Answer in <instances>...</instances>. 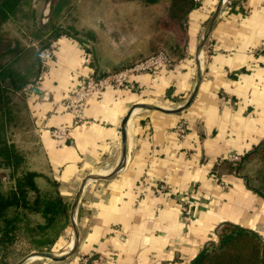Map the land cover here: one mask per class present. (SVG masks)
I'll list each match as a JSON object with an SVG mask.
<instances>
[{
	"label": "crops",
	"instance_id": "1",
	"mask_svg": "<svg viewBox=\"0 0 264 264\" xmlns=\"http://www.w3.org/2000/svg\"><path fill=\"white\" fill-rule=\"evenodd\" d=\"M218 2L194 1L175 30L157 25V13L145 24L138 8L127 31L119 21L123 8L109 6L90 22L94 35L87 44L71 35L56 37L44 81L23 92L10 125L24 124L26 150L39 159L36 170L58 181L64 199L75 196L87 175H108L117 166L121 122L134 104L179 107L195 86L198 62L201 81L178 113L132 111L124 166L82 190L73 257L23 264H83L82 255L89 257L86 264H189L217 243V228L225 222L264 241V198L257 192L264 174V0H224L197 59ZM167 45L184 49L173 55L174 66L133 72L129 85L94 92L85 120L77 121L66 98L85 75L125 69ZM19 117L25 121L18 124ZM232 154L241 157L236 167L227 160ZM184 200L189 215L182 212Z\"/></svg>",
	"mask_w": 264,
	"mask_h": 264
},
{
	"label": "trees",
	"instance_id": "2",
	"mask_svg": "<svg viewBox=\"0 0 264 264\" xmlns=\"http://www.w3.org/2000/svg\"><path fill=\"white\" fill-rule=\"evenodd\" d=\"M47 1L51 7L54 1ZM173 3L180 6L173 14L184 15L194 1L172 0V7ZM26 4L27 0H0V248L12 241L20 222L26 223L27 231L44 232L55 223L60 224L61 229L69 220V205L62 198L58 181L28 168L25 152L7 135L17 106L14 98L40 72L38 52H33V58L24 71L20 69L18 61L25 48L20 41L7 37L2 29ZM59 11L60 6H57L55 12ZM59 35L69 36L67 32L55 29L54 38ZM35 36L39 38V33ZM94 74L102 76L105 73ZM42 177L51 184L54 192L43 193L38 186V179ZM7 180L11 185L5 189ZM257 192L264 198V177ZM32 214H41L44 222L32 223L29 217ZM189 264H264V241L252 230L225 222L217 228V243L203 248Z\"/></svg>",
	"mask_w": 264,
	"mask_h": 264
},
{
	"label": "rangeland",
	"instance_id": "3",
	"mask_svg": "<svg viewBox=\"0 0 264 264\" xmlns=\"http://www.w3.org/2000/svg\"><path fill=\"white\" fill-rule=\"evenodd\" d=\"M53 1L54 2L50 7V2L47 0H27V4L21 6V11L17 14V16L13 20L7 21L2 27L3 32L7 37L12 40L20 41L21 45L25 48L20 60L18 61L19 67L23 71L27 68L29 62L33 58V52H39L54 39L53 32L55 29L67 32L69 35L74 36L83 43L86 42L87 44V42H90L94 35L93 30L88 28L90 27V22L93 24V18L100 16V11L110 8L109 6H119L120 8H123V10H120V14H118L120 16L119 21L124 24V29L127 31H131L127 25L131 23L132 15L137 13L138 8H140L139 20L145 24L153 18L154 13H157V25L159 22H162V24L167 28H171L173 25L177 28L179 24H183L185 21L184 15L178 13L176 15L173 14V11L179 10L178 7L180 6H178L179 3L177 6L173 3L172 7V0H158V3H155L154 5H147L145 0H108L107 2H101V0ZM48 3L49 8H47ZM57 6H60V11L58 13L55 12ZM149 6V10H147V7ZM90 11H93V13L90 14ZM37 33H39V38L35 36ZM172 35L174 36V34ZM88 47L89 48L87 49L90 50V46ZM183 50L182 48L179 49L174 45L171 47L167 45L166 47L156 50L149 55L159 51H164L175 62L177 58H174L173 55L177 53L179 54L178 56H182ZM22 94L23 92L21 91L14 98L17 106L21 104L20 98ZM17 120L18 124L19 121L22 123L25 121L23 117H19ZM22 127H24V124H20L16 127H11L10 125L7 128L8 138L13 140L17 146L25 152L24 154L26 155V164L28 168L33 170H36V168L39 169V159L31 156L30 152L26 150L27 144L30 145V142L27 141L26 134L24 132L25 129ZM260 159H262L264 166V157H261ZM262 163L260 164L262 165ZM43 174L52 178L49 174L44 172ZM260 177L263 179L264 174L262 176L260 175ZM10 185L11 182L7 180L5 182V189H8ZM38 186L44 194L54 192V188L43 177L38 179ZM73 199L74 196L70 199L63 198V200L69 205V220L61 229H59L61 225H56L55 223L52 228L44 232H34L32 230L27 231L25 229L26 223L24 224V221L20 222L18 224V228L14 232L12 241L6 243L4 247L1 246L0 248V264H17L19 260L29 255L32 251H47L55 255L66 253L69 250V244L71 245V241L74 239L73 227L71 225L70 218V208ZM29 217L32 223L44 222L41 214H32ZM77 217L76 212V221L78 222ZM76 226L78 228L77 223ZM73 255L69 256L67 259H71ZM36 259H38L37 261H39V259H46L50 263L59 262L45 257H39ZM67 259L64 261H67ZM26 261L30 260L27 259Z\"/></svg>",
	"mask_w": 264,
	"mask_h": 264
},
{
	"label": "built area",
	"instance_id": "4",
	"mask_svg": "<svg viewBox=\"0 0 264 264\" xmlns=\"http://www.w3.org/2000/svg\"><path fill=\"white\" fill-rule=\"evenodd\" d=\"M194 1L196 2L197 0ZM57 44V38H54L48 43L47 46H45L38 52L40 72L34 80L27 83L22 88V92L32 90L44 81L48 61L52 58ZM174 63L175 62L173 61V59L166 52L159 51L139 60L134 65L128 66L122 70L111 71L108 74L102 76L96 75L91 72L81 79L80 86L66 98V102L68 103L71 111L74 113L77 121L82 122L86 118L84 114L86 101L94 92L101 91L109 85L127 86L129 85L127 82V77L133 72L148 71L159 66L172 67L174 66ZM180 131L183 132V128H180ZM54 132L62 134L67 133L66 129H56ZM227 160L231 163V165L236 167L241 162V157L237 154H232L228 157ZM214 181L220 184L222 188L225 187L223 181L219 180L217 177L214 178ZM159 187L162 191L166 189V186L163 184L159 185ZM182 199L185 198L183 197ZM184 202L185 204L181 206L182 212L186 215H189L190 209L186 205V200H184ZM88 259L89 257H86L85 255H82L80 257V260L83 264H86L88 262Z\"/></svg>",
	"mask_w": 264,
	"mask_h": 264
},
{
	"label": "water",
	"instance_id": "5",
	"mask_svg": "<svg viewBox=\"0 0 264 264\" xmlns=\"http://www.w3.org/2000/svg\"><path fill=\"white\" fill-rule=\"evenodd\" d=\"M223 1L224 0H219L214 12L212 13L211 18L207 24L206 30L203 33V35L201 36V40L199 41V44H198L197 49H196L197 59H198L200 51H201V49H202V47H203V45L207 39L212 27H213V24H214L218 14H219V11H220V8H221ZM47 8H49V3H48ZM200 81H201V73H200V67H199V62H198V70H197V77H196L195 86H194L191 94L189 95V97L186 99L185 103H183L179 107H177V108H165V107H161V106L149 104V103H136V104H134L129 109V111L125 114V116L123 117L122 122H121V159H120L119 163L114 168V170L108 175L89 174L86 177H84L77 193L74 196V199H73V202H72L71 208H70V218H71V225L73 227L74 239L72 241V245L69 248V250L62 255H55V254H53L51 252H47V251H32L29 255H27V256L23 257L21 260H19L17 262V264H23L27 259H29L32 256L45 257V258L51 259L53 261H64L69 256L73 255L77 249V245H78V241H79V230L76 226V221L74 220L73 216L76 214V209H77L80 197H81L82 190H83L84 186L89 181L99 180V179H108V178L112 177L113 175H115L118 171H120L121 168L124 166L125 157H126V149H127L125 126H126V123L129 119V116L132 113V111L135 108H144V109H148V110H156V111H160L163 113H169V114L170 113H178V112L184 110L186 107H188L189 104L193 101V99L196 95V92L198 90Z\"/></svg>",
	"mask_w": 264,
	"mask_h": 264
},
{
	"label": "bare ground",
	"instance_id": "6",
	"mask_svg": "<svg viewBox=\"0 0 264 264\" xmlns=\"http://www.w3.org/2000/svg\"><path fill=\"white\" fill-rule=\"evenodd\" d=\"M111 170V169H110ZM102 172V171H101ZM108 172V171H107ZM106 172V173H107ZM104 175V174H103ZM73 218H74V220L76 221V214L73 216ZM71 245H72V241H71ZM70 244H69V247L71 246ZM36 258H39V257H37V256H32V257H30L29 258V260H31V259H36Z\"/></svg>",
	"mask_w": 264,
	"mask_h": 264
}]
</instances>
